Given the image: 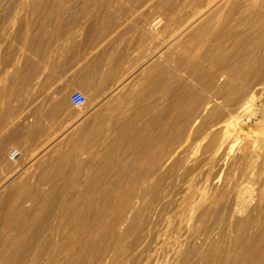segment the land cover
<instances>
[{
	"label": "rangeland",
	"instance_id": "374dc122",
	"mask_svg": "<svg viewBox=\"0 0 264 264\" xmlns=\"http://www.w3.org/2000/svg\"><path fill=\"white\" fill-rule=\"evenodd\" d=\"M238 2L244 11L234 8ZM255 3L252 13H249L252 8L249 9L251 4L248 0H0V121L5 126L0 133V198L21 185H28L34 191L42 177H45L42 188L48 189L49 194L54 189L62 188H73L75 194L80 193L90 177L98 176L101 180L105 172L110 173V178L119 172L117 168L112 170L115 164L113 159L108 161L109 164L100 160L101 151L109 142L124 140L140 145L148 142L153 146L143 151V147L136 145L130 155L143 152L141 155L144 154L148 164L156 157V171L160 175L167 174L163 175L155 191L149 192L135 224L131 223L129 228L121 227L122 237L119 240L105 231V239L101 236L102 240L99 238L94 243L92 250L96 251L89 250L86 256H82L85 259L81 257L82 264H96L103 260L107 264L230 263L232 260L226 257L224 248L230 239L238 241L235 228L233 233V222L244 220L252 214L257 196L264 193V147L246 183V187L251 189L246 193L249 206L236 207L237 213L233 216L222 214L225 218L219 221L217 213L221 214L226 198L244 171L243 164L237 158L245 144H233L234 138H230L218 148L224 141L221 122L225 120L226 111L206 120V126L201 128L200 122L190 127L193 119L186 124L183 133L169 128L167 108L173 95L187 87L196 95L200 93L199 105H203L214 99L221 83L210 74L205 77V82H209L210 86L204 90L202 82H198L200 79L185 72H174L173 63L170 70L165 58L168 61V54L173 49L168 45V40L183 28L186 31L179 41L189 40L193 47L199 48L200 54L216 48L219 43L227 50L231 49V40L246 37L247 20L255 19L263 8L261 0ZM238 25L239 28H236ZM204 26L206 29L209 26V30ZM192 63L188 62L185 68L190 69ZM203 65L206 71L211 67L208 62ZM169 70L173 71L170 81L166 77ZM76 91L86 99L85 106L79 109L85 113L83 119L77 117L79 112L71 107L69 101L70 95ZM260 94L255 104L258 106L260 103L259 107L264 111V93ZM183 111L185 113L187 108L182 107ZM209 111H205L202 118L207 119ZM96 114L101 117L100 134L89 137ZM124 125L130 129L127 127L125 131ZM189 130V144L186 143L167 162V156L185 140ZM214 133L218 135L217 139L206 149ZM177 136L181 139L169 150V143ZM73 145H76L77 159L64 160L63 164L61 153L68 154ZM228 146L232 148L229 150ZM12 150L20 152L19 158L14 161L8 158ZM57 163L60 168L51 174L46 172L48 166ZM90 166L97 167L92 175ZM21 200L16 204L18 214L15 220L21 222L27 210L36 211L39 220L34 228L42 226L40 229L44 230V235L48 234L45 224L49 226L52 218L37 210L36 204ZM52 204L50 199L47 203L49 210H52ZM263 216L264 206L247 234L249 237L245 248L252 247L264 229ZM110 222L111 218L107 224ZM237 246L242 248L240 243ZM112 251L117 255H111ZM33 253H27V261Z\"/></svg>",
	"mask_w": 264,
	"mask_h": 264
},
{
	"label": "bare ground",
	"instance_id": "6f19581e",
	"mask_svg": "<svg viewBox=\"0 0 264 264\" xmlns=\"http://www.w3.org/2000/svg\"><path fill=\"white\" fill-rule=\"evenodd\" d=\"M248 1L251 4V7L248 6L250 9L252 8L255 2L260 1V0H248ZM261 1H262L263 8L259 10L258 14L255 15V19L250 18V20L249 19L247 20V26L245 28V33H244L246 37L238 36L239 37L238 39L235 38L231 40L232 42L230 44L231 49L229 50H227L224 45L219 43V45L216 48L209 49L207 53L205 54H200L201 52L199 53V48L193 47L189 40L184 41V42L179 41V37L186 31V28H183L182 30L175 32L173 38L168 40L170 41L169 43L166 41L168 45L173 48L171 51L169 50L170 51L169 54L167 53L168 61L165 58V63L169 64L170 70H171V66L173 63L174 66H172L173 67L172 69L174 72H177V73L185 72L191 76H194L200 79L198 82H202L204 90L208 89L210 86L209 82L207 83L205 82V77L207 78L210 74L214 75L216 78V81L221 83L219 85L220 88L217 90L216 95L214 96V99L212 100L207 99L209 101L207 102L204 101L205 104L203 105H199L201 98L199 96L200 98L199 99L198 95L200 93L196 95L193 93L191 89H188L186 86H185L186 88H183V89L180 88L181 90L178 91L177 94L173 95V100L169 104V107L167 108L169 111L167 112L169 128L172 130L176 129L175 132L180 133L182 130L184 131V128L186 124H188L190 119H193V122L190 127H193L197 123L200 122V128H201L203 126H206L205 125L206 120H209V118L217 117L219 115V112L221 111L222 113L226 111V115L224 117L225 120H223V122L220 121L222 123L221 130L223 131L222 136H223L224 141H222L221 144L218 143L220 144L218 148H220L226 142V140L228 141V139L230 138H234L233 144L237 143L236 145H238L240 142H243L245 144V148L241 152H239L238 158L236 157L237 161L243 164L244 171L242 172L240 176H238V180L233 185L231 193L225 200L226 202L223 200L225 204L223 203L224 205L222 206V210H221L222 212L221 214L219 212L217 213V218L219 219V221L225 218L224 216H222V214H225V216L226 215L233 216L235 213L238 212V210H236V207L246 208L247 206H249L248 205L249 198L246 193L247 191L251 189H248L246 187V183H248L247 180L250 177L249 176L250 170L255 167L259 154L261 153L262 148L264 147V111L262 110L261 107H259L260 103H258V106H256L255 104L256 98L258 97L257 95L258 94L261 95L260 93L262 94L264 93V15H263L264 14V11H263L264 10V0H261ZM234 8L238 10H242V5L239 4L238 2L236 7ZM252 10L253 8L251 9V11H249V13H252ZM242 11H244V9ZM197 15H198V12H197ZM216 15H217V12H216ZM226 17H228V15ZM203 18H205V16ZM236 28H239V25L238 27L236 26ZM197 37H201V36L197 35ZM188 62H191V63L193 62L192 67L190 69L185 68ZM204 62H208L211 66L209 70L207 71L204 69V65H203ZM162 66L164 65L162 64ZM152 69L154 68L152 67ZM163 69H165V67H163ZM161 70H162V67H161ZM170 70L167 72V75H166L169 81L171 80L173 76L172 75L173 71H170ZM161 79H163V76L161 77ZM191 79H188V80H191ZM163 82H166V81L164 80ZM163 84L165 85V83ZM215 85H213V87ZM252 106L253 108L251 109ZM182 107H184V109L187 108V111L185 113L184 111L182 113ZM207 110H210L208 114V118L204 119L202 118V115ZM78 112L79 113L77 117L80 119H83V117L85 116V113H83L80 110H78ZM94 118H95L94 120L95 125L94 127L91 128L90 131L88 130L89 137H94L99 133L100 123H102L101 117L99 114H96ZM123 127H125V125ZM127 127L128 126L126 125L125 131ZM128 128L130 129V127ZM206 134L208 135L210 134V132H206ZM217 136L218 135L215 133L212 134L208 142V145L206 146V149H208V147H210L211 145L215 143ZM122 138L125 139V137H122ZM179 138L177 136L176 140H172L171 144L169 143V148H168L169 150L176 146V145L174 146V143L177 142ZM190 138H191V131L189 130V133L187 134L185 140L183 139L184 141L181 144H179V146L175 147L176 149L170 155L167 156L168 157L167 162L173 159V157L182 149V147L186 143L189 142ZM132 142H128L124 140L115 141L112 143L109 142L107 147H105L101 151L102 156L99 155L101 157L100 160L104 163H108V161L113 159L115 161V164L113 165L112 170H114V168L115 169L117 168L119 172L112 175V178H110L109 176L110 173H106V172L103 173V171L101 170L103 166L101 165L102 167L100 170L103 173V178L100 180V177L97 178L98 176L90 177L88 182H85V185L83 189H81L82 191L80 193L75 194L73 188L54 189L50 193L51 197H49L50 194L48 192V189L42 188L45 182V177H42L39 179L38 183L35 185L36 187L34 191L32 190L33 188L31 189L30 186L28 185H21V186L11 189L9 193L2 196L0 198V264H82L81 257L85 253H87L89 250H92V248L95 246L94 244L95 241L99 239L101 236L103 237L105 231H108L110 234H112V236L115 235L116 239L119 240L122 237V233L120 231L121 227L123 226L128 227V225H131V223H133L137 219L139 212H140V208L142 204L144 203L146 197L148 196L149 192L151 190L155 191V189L158 187L159 183L163 179V175L167 174V173H164L160 175V173L156 171L157 164H158V161L155 160L156 157L153 158L155 161L153 160L152 163L148 164L149 161L144 160L145 158L144 154L141 155V153L143 152L134 154V156L130 155L133 152V148L136 145H139L138 147H141V148L143 147V151H144L147 148L153 146V144L145 142L140 145L138 142L136 143H132ZM151 142L155 143V141L154 142L151 141ZM156 145H160V144H156ZM72 147H73L72 150L68 154L61 153L62 156L60 160L61 162H63V164H64V160L74 161L75 159H77L76 158V155H77L76 145H73ZM230 148H232V146L229 147V150ZM216 150H217V147H216ZM229 150H228V153H229ZM159 152L160 151H158V153ZM191 153H193V151ZM61 162L60 164H62ZM91 162H92V159H91ZM57 164H52L48 166L46 172L51 174L53 170L60 168L61 167L60 164L58 165ZM174 164H178V163L175 162ZM234 164L236 165L237 162ZM72 165L74 164L72 163ZM95 168L97 167L90 166L89 168L91 172L90 175H92L93 169ZM232 169H234V167ZM238 169L239 168L237 167V170ZM103 170H106V169H103ZM57 174L59 175V173ZM3 182L5 183V181ZM229 190L230 189H228L227 191ZM202 194L200 195L202 196ZM20 199H23L26 202L28 201V203L30 204L31 203L36 204L38 207L37 210H39L42 213L45 212V214L47 213L52 218L53 221L49 226L45 224V230L47 226V231L49 232L48 234L46 233V235H44V230L40 229L42 228V226L39 228L40 230L37 228H34L35 223L39 219H37L38 215L36 214V211L32 210L33 207L31 209L32 211H28V210L25 211V214L23 217L24 219L22 221L20 220L21 222L17 221L18 219L15 220L18 214V213L16 214V204L18 203V200ZM50 199L53 201L52 210L51 209L49 210L47 208V203ZM262 206H264V193L263 192H262V195L257 196L256 205L253 208L252 214H249L244 220H240V221L236 220L235 222H233V225H232L233 233H235L234 231V228H235L238 231L237 233L238 241L235 242L234 238L230 239L228 245L224 248L226 249L225 250L226 257L232 260L228 264H264V229L259 233L257 240L256 242H254L253 246L250 248H245L247 247L246 246L247 245L246 241L248 239L247 234L249 233L251 228L254 226L255 218H257L256 216L260 213V209L262 208ZM196 213H193V214H196ZM187 215L189 214L187 213ZM110 218L112 222H110L111 224H107V221ZM42 221L44 222V220ZM260 226L258 227V229L260 228ZM130 228H133V226ZM253 230L255 231V229ZM234 237H236V235ZM100 240L102 239L100 238ZM138 241L140 240L138 239ZM154 243H155V240H154ZM238 243L242 245V248H238L237 246ZM114 244H113V247H114ZM206 247L208 246L206 245ZM117 250L119 251L118 248ZM30 251L31 252L34 251V253L31 256L32 258L29 261H27L26 255L27 253H31ZM98 252L96 253L98 254ZM117 253H120V252H117ZM112 254L117 255V254H114L113 251L111 252V255ZM59 255L61 256V259H59ZM84 256H86V254ZM95 256L97 255L95 254ZM82 259H85V258L82 257ZM157 259H159V257ZM103 261H100V262L98 261V263L96 264H105L106 262H103Z\"/></svg>",
	"mask_w": 264,
	"mask_h": 264
},
{
	"label": "built area",
	"instance_id": "2783aa9c",
	"mask_svg": "<svg viewBox=\"0 0 264 264\" xmlns=\"http://www.w3.org/2000/svg\"><path fill=\"white\" fill-rule=\"evenodd\" d=\"M69 101H70L71 107L77 110L83 108L86 104L85 96L81 92H78V91L73 92L70 95ZM19 156L20 154L17 150H12L10 151L8 158L9 160L14 161L18 159Z\"/></svg>",
	"mask_w": 264,
	"mask_h": 264
},
{
	"label": "crops",
	"instance_id": "0c3cea01",
	"mask_svg": "<svg viewBox=\"0 0 264 264\" xmlns=\"http://www.w3.org/2000/svg\"><path fill=\"white\" fill-rule=\"evenodd\" d=\"M5 129V126L3 125V122L0 121V133H2ZM3 143H5V140H2ZM7 142H9V135H8V139Z\"/></svg>",
	"mask_w": 264,
	"mask_h": 264
}]
</instances>
